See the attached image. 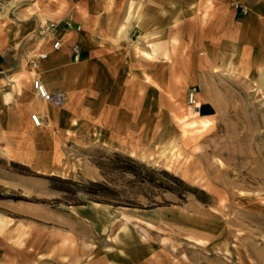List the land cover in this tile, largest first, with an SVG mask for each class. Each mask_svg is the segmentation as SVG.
<instances>
[{
	"label": "rangeland",
	"instance_id": "rangeland-1",
	"mask_svg": "<svg viewBox=\"0 0 264 264\" xmlns=\"http://www.w3.org/2000/svg\"><path fill=\"white\" fill-rule=\"evenodd\" d=\"M99 1L34 4H48L44 18L68 33L60 49L81 66L79 85L54 105L60 124L35 126L31 112L22 123L26 113L14 110L20 95L36 97L29 56L51 39L38 29L39 40L31 33L11 46L24 82L0 81V214L12 218L0 242L5 235L25 264H185L188 233L206 245L227 226L228 241L214 243L221 257L203 264H264V27L214 20L211 5L194 0H108L112 21L124 12L118 27L86 22L72 34L63 25ZM147 11L171 30L152 59L137 49L159 38ZM193 84L214 119L184 134L177 114Z\"/></svg>",
	"mask_w": 264,
	"mask_h": 264
},
{
	"label": "crops",
	"instance_id": "crops-1",
	"mask_svg": "<svg viewBox=\"0 0 264 264\" xmlns=\"http://www.w3.org/2000/svg\"><path fill=\"white\" fill-rule=\"evenodd\" d=\"M26 1L28 0H3L4 7L0 11V81L2 79H4V81L10 80L12 82L10 83L11 85H16V81L12 77L14 75H17L16 73H18V71H13L15 70L14 67L17 66L14 65L11 61V46L20 43L22 39H24L28 34L31 33L32 37L37 39V35L33 32L40 29L44 21L50 20L49 18H44V15L42 13V11L45 12L49 10L48 4L43 5L42 8H38L34 5L37 0H30L31 3H28ZM68 1L71 3L72 6L78 4V0ZM163 1L165 2V0ZM194 2L195 5L198 6H201V4L203 3L210 4L212 10H215L213 12L214 20L226 19V16L229 15L230 17H232L233 21H258L260 22V25L264 27V25H262L264 21V0H194ZM241 4L249 7L248 13H244L242 11L240 7ZM108 6V0H100L98 3H89L86 7V10H88V12L90 13L89 16H85L83 13L73 10L72 13L74 14L75 26L81 25V28H83L84 23L88 22L91 26L99 24V29L101 30L104 26L108 27L109 24H111L112 22V24H114V28L118 27V23L121 19H123L124 12H118L116 14L115 20L112 21V19L114 18V14H111L109 13L110 11H107L108 9L106 8ZM146 20L149 23L148 29H151L152 27L153 29H158H154L155 31L149 30L152 33L154 32L153 34L159 35V38L154 40L153 42L164 43L166 40H168V38H170L171 30L169 28L168 22L166 21L167 19L165 20L164 15L153 16L152 14L148 13L146 16ZM68 31L72 32V34L73 32H78V30L75 28L70 29ZM56 32L57 36L60 37L62 41V46L65 47L66 45H68V36H66L68 33L66 32L65 28H57ZM37 42L38 41H36V43ZM73 43L75 42L73 41L72 44ZM42 44H44L43 41L40 45ZM40 48L41 46H39L37 50H39ZM42 48L43 50L49 51L48 58L42 61L40 60L41 64L40 66H38L37 69L31 68L28 70L29 77L26 79V82L28 84L29 82H32L33 77L36 75L40 77L44 84L49 87L48 89H52L51 91L53 92H65L66 89L70 87L69 85L71 83L79 85V81H77V79L80 78V73L76 70V68H80L81 66L76 65L73 60H67L62 49L53 50L52 42L50 41H47V43H45ZM85 54L86 51L84 53V57L82 58L83 61H87L90 58V55L86 54L85 56ZM65 60H67L68 64L67 67L63 69L61 65L65 62ZM33 70H36L34 74L32 73ZM20 73L22 72H19V74ZM1 86L2 83L0 82V87ZM33 91L36 94L35 98L29 93V90H26V92L29 93L28 95H20V98L16 96L19 106H16L14 110L20 109L22 112L26 113L25 115H22L20 117V122L26 123L28 120L27 113H34L36 111L42 116L43 120L47 121L49 124H60L62 121V117H60L59 114L57 115V110L55 111L54 117L51 116L49 113L43 112L40 107L43 105L44 102L40 101V99L42 98L37 95L35 89ZM45 105L48 107L49 110L52 107L50 104L47 103H45ZM36 106H39V108L37 107V109ZM111 122L112 124L117 126L120 122V119L115 118ZM34 129V132L37 133L42 132L44 130V128L42 127H34ZM6 238L7 237L3 235L2 242H0L2 243L0 244V264H25L24 257H26V254L23 255V252L20 249L12 247L8 242L5 241L7 240ZM8 240L10 241V239ZM21 255H23V257Z\"/></svg>",
	"mask_w": 264,
	"mask_h": 264
},
{
	"label": "bare ground",
	"instance_id": "bare-ground-1",
	"mask_svg": "<svg viewBox=\"0 0 264 264\" xmlns=\"http://www.w3.org/2000/svg\"><path fill=\"white\" fill-rule=\"evenodd\" d=\"M14 1V0H13ZM135 13V12H134ZM144 39L147 38V36H143ZM148 45L151 47V50L142 48L140 46H137V49L139 50V52H141L145 57L147 58H155V56L157 55L158 52V45L155 42H148ZM19 71V70H18ZM25 71V70H24ZM36 71V70H35ZM215 71H217V69H215ZM19 73V72H18ZM16 73V74H18ZM24 73V72H23ZM26 73V72H25ZM22 74V73H21ZM12 76V75H11ZM15 76V75H14ZM17 76V75H16ZM22 76V75H21ZM4 80V79H2ZM15 81H16V85H21L22 84V79L21 77L17 76L15 77ZM49 85V84H48ZM184 89V88H183ZM52 90V89H51ZM182 96V95H181ZM180 96V97H181ZM184 98H186L183 96V100ZM185 103V102H184ZM48 104V103H47ZM187 104V103H186ZM50 105L52 106L51 109L49 110L48 107L45 105V103H43V105L40 107L42 109L43 112L49 113L51 116H55V111L56 108L54 107V105L52 103H50ZM39 108V106H36V108ZM37 108V109H38ZM187 108V107H186ZM203 109V102L202 101H197L196 106H188V108L183 111L181 114H177V117L179 119V121L181 122V126L183 129L184 134H188V132L190 131H205L207 130L212 124H213V117L205 115L204 112H202ZM198 113H200V115H198ZM26 119V118H25ZM193 135V134H192ZM192 137V136H190ZM188 136V138H190ZM194 140V139H192ZM196 140V139H195ZM198 140V139H197ZM212 142V141H211ZM185 143V142H184ZM8 153V152H5ZM228 180V179H227ZM225 181V180H224ZM228 219H226L227 221ZM242 220V219H241ZM12 222V218H9L6 215H2L0 214V229H3V227L8 223V222ZM140 221V220H139ZM225 221V222H226ZM65 223V222H62ZM134 223V222H133ZM132 223V224H133ZM145 223V222H144ZM148 225H151L152 227V223L148 222ZM135 224V223H134ZM10 225V224H9ZM147 225V226H148ZM20 226V225H19ZM150 227V230H151ZM154 227V225H153ZM17 228V227H16ZM18 229V228H17ZM16 229V230H17ZM6 230V229H5ZM15 230V229H14ZM141 230H144L141 228ZM11 231V230H10ZM9 231V232H10ZM189 231V230H188ZM228 227L225 226L224 228H222L221 232L218 233V235L213 237V242L208 243L206 245L203 244L201 239H197L194 235L189 234L185 236V240L186 243L183 245L184 250L187 252L186 254H184L185 256V264H203V261L201 258L203 257H211V256H215L216 258H220V251L218 250V247L214 244L218 241H222V242H226L228 241L229 237H228ZM4 232V231H3ZM7 232V231H6ZM15 232V231H14ZM4 234V233H3ZM9 235V234H8ZM204 235V234H203ZM202 235V236H203ZM150 237V235H149ZM127 238L129 237H125L124 238V242H128ZM175 238V237H174ZM178 238V237H176ZM209 239V238H208ZM207 239V240H208ZM191 241H194V243H190ZM206 241V240H205ZM207 242V241H206ZM180 244V243H179ZM227 247V246H226ZM191 253V254H189ZM25 254V253H24ZM183 257V256H182ZM181 258V257H179ZM191 259H195L194 262H190ZM197 259V260H196ZM175 261H179L175 260ZM174 261V262H175Z\"/></svg>",
	"mask_w": 264,
	"mask_h": 264
},
{
	"label": "built area",
	"instance_id": "built-area-1",
	"mask_svg": "<svg viewBox=\"0 0 264 264\" xmlns=\"http://www.w3.org/2000/svg\"><path fill=\"white\" fill-rule=\"evenodd\" d=\"M4 7V2L3 0H0V11ZM242 11L244 13L249 12V7L246 5L241 4L240 5ZM64 26L67 27L68 29H77L81 30V25L75 26L74 24V15L69 14L63 22ZM57 27H58V22L53 21V20H47L42 23V26L39 29V34L43 39H51L52 40V49L53 50H58L62 47V41L60 37L57 36ZM73 49L75 52L79 50L78 45H73ZM49 51H43L39 52L33 56H29V60L31 63L32 68L36 69L39 66V62L41 59H45L48 57ZM32 83L34 86V89L39 97H41L44 101H47L49 103H52L55 106H62L65 102L66 95L64 91H50L48 87L44 84V82L41 80L40 77L34 76L32 79ZM186 100L187 103L190 106H196L197 101H199V86L196 84L190 85L187 94H186ZM31 120L35 126H42L44 124V120L42 116L34 112L31 114Z\"/></svg>",
	"mask_w": 264,
	"mask_h": 264
},
{
	"label": "trees",
	"instance_id": "trees-1",
	"mask_svg": "<svg viewBox=\"0 0 264 264\" xmlns=\"http://www.w3.org/2000/svg\"><path fill=\"white\" fill-rule=\"evenodd\" d=\"M175 178H177L176 176H174Z\"/></svg>",
	"mask_w": 264,
	"mask_h": 264
}]
</instances>
